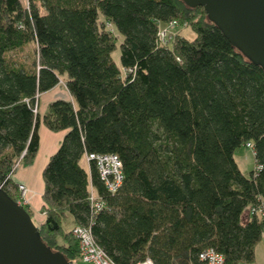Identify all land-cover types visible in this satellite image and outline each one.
Listing matches in <instances>:
<instances>
[{"label": "trees", "instance_id": "16d2710c", "mask_svg": "<svg viewBox=\"0 0 264 264\" xmlns=\"http://www.w3.org/2000/svg\"><path fill=\"white\" fill-rule=\"evenodd\" d=\"M176 26L195 37L169 31L162 43L159 33ZM58 85L71 100L40 114V96ZM41 125L66 134L42 171L38 232L68 262L80 261L63 228L71 217L115 264H197L207 249L224 264H253L264 240V71L203 7L0 0V185L13 201L7 177L33 164ZM241 146L253 152L248 176L234 159ZM87 155L118 157L116 193L94 161L82 165Z\"/></svg>", "mask_w": 264, "mask_h": 264}, {"label": "water", "instance_id": "95a60500", "mask_svg": "<svg viewBox=\"0 0 264 264\" xmlns=\"http://www.w3.org/2000/svg\"><path fill=\"white\" fill-rule=\"evenodd\" d=\"M206 17L250 63L264 71V0H181ZM0 264H72L41 240L28 211L0 187Z\"/></svg>", "mask_w": 264, "mask_h": 264}, {"label": "built area", "instance_id": "2783aa9c", "mask_svg": "<svg viewBox=\"0 0 264 264\" xmlns=\"http://www.w3.org/2000/svg\"><path fill=\"white\" fill-rule=\"evenodd\" d=\"M168 29H165L159 33V40L162 43H165V40L168 36ZM250 147V145H247ZM86 163L94 161L100 176L101 181L104 183L107 191L111 194H114L118 191L122 185L123 175H122V165L117 156L114 155H87ZM257 170H260L261 167H256ZM11 175L7 177L10 179ZM4 186L1 185V189ZM16 191H18L17 203L23 208L26 207V195L27 189L24 185L17 184ZM91 202L96 209V211L101 210L102 202L95 201L93 195H91ZM258 214H262V211L259 210ZM72 236L77 239L78 250L80 261L83 264H115L103 251L100 249L91 234L89 228L83 226H74L71 229ZM264 239V233L263 237ZM138 264H154L150 259H146ZM197 264H224V259L221 255L216 253L212 249L204 250L198 256ZM245 264V263H238Z\"/></svg>", "mask_w": 264, "mask_h": 264}, {"label": "crops", "instance_id": "0c3cea01", "mask_svg": "<svg viewBox=\"0 0 264 264\" xmlns=\"http://www.w3.org/2000/svg\"><path fill=\"white\" fill-rule=\"evenodd\" d=\"M62 86L63 85H58L53 90L40 96V98L44 96H46L47 98V103L45 104L44 109L41 113L39 111L40 105L38 101L37 107L38 112L40 114H43L46 106L55 100H71L66 88ZM65 134L66 131L54 133L47 130L41 125L38 130V152L33 164L27 167H21V169L23 168L21 171H15L10 177V181L12 184H21L26 187L28 191L26 195V207L29 209V213H31L36 219L38 224L35 225L37 227L43 223L45 218V216L42 214V194L44 188L42 180V171L46 166L47 162L49 161V158L58 150ZM86 168H88L87 163ZM67 221L73 223L71 217H69ZM73 225L75 224L73 223ZM253 264H264V240H261V242L255 248Z\"/></svg>", "mask_w": 264, "mask_h": 264}, {"label": "rangeland", "instance_id": "374dc122", "mask_svg": "<svg viewBox=\"0 0 264 264\" xmlns=\"http://www.w3.org/2000/svg\"><path fill=\"white\" fill-rule=\"evenodd\" d=\"M23 2H25V0H22ZM168 31L176 34L179 33L181 36L191 40L195 37V34L192 32V30L190 28L184 27V26H176L174 28H170L168 29ZM26 51V50H25ZM22 58L25 57V53L23 55H21ZM112 58L113 61L120 66V52H119V48H117L114 53L112 54ZM63 87V86H62ZM47 98L46 96L41 97L39 100V111L40 113L42 112V110L44 109L45 104L47 103ZM234 159L236 164L238 165L239 169L241 170V172L245 175L248 176L249 172L253 171L255 169V161H254V157H253V152L246 148L245 146H241L240 148H238L234 154ZM82 165L84 167H86V162L85 160L82 161ZM21 167H23L20 163H17L13 169V171H21ZM13 173V172H12ZM1 186V185H0ZM3 188V187H2ZM9 193L16 198L17 202V197H18V191H16V189L14 188H9ZM27 208V207H26ZM27 211L29 212V209L27 208ZM31 214V213H30ZM31 218L34 224H38L36 219L33 217V215L31 214ZM74 227L73 223L68 222L67 220L65 221V223L63 224V228L65 231H69ZM77 264H83L81 261H78Z\"/></svg>", "mask_w": 264, "mask_h": 264}]
</instances>
